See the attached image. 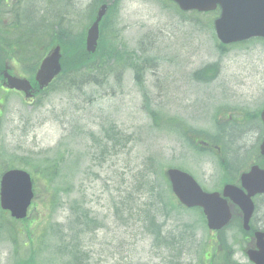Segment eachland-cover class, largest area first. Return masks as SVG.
<instances>
[{
    "label": "rangeland",
    "instance_id": "obj_1",
    "mask_svg": "<svg viewBox=\"0 0 264 264\" xmlns=\"http://www.w3.org/2000/svg\"><path fill=\"white\" fill-rule=\"evenodd\" d=\"M93 2L17 0L6 17L25 22L28 13L26 26L48 30L38 56L59 43L73 57L79 45L50 37L64 31L66 39H82ZM217 12L181 14L165 0H118L101 27L117 46L102 45L93 62L103 69L70 85L62 80L32 103L8 96L0 112V175L9 168L37 174L28 218L20 224L0 211V264H209L215 250L218 263L249 264L229 238L220 248L210 244L163 175L185 170L209 189L212 159H197L184 135L207 132L223 107H264V41L221 46Z\"/></svg>",
    "mask_w": 264,
    "mask_h": 264
},
{
    "label": "water",
    "instance_id": "obj_2",
    "mask_svg": "<svg viewBox=\"0 0 264 264\" xmlns=\"http://www.w3.org/2000/svg\"><path fill=\"white\" fill-rule=\"evenodd\" d=\"M183 11L196 10L208 12L221 8V15L214 22V28L219 41L224 44L246 41L251 38H264V0H171ZM106 13V7L102 6L96 15L95 21L87 31L85 39L86 52L93 54L96 50L99 36V23ZM59 47L42 62L36 80L40 89L47 86L51 80L59 74ZM10 89H17L26 93L29 97L31 87L28 82L10 79ZM264 123V112L261 114ZM166 176L171 184V190L181 205L187 208L198 207L203 210L208 228H218L228 218L225 204L216 194L204 193L196 182L187 174L178 170L170 169ZM253 191H261L254 187ZM231 187L224 189V196H230L235 203L243 207L248 218L252 211L251 203ZM31 182L29 176L22 171H10L5 173L0 181V207L8 211L11 217L23 219L32 200ZM223 207V213L219 211ZM254 264H264V250L260 253L249 255Z\"/></svg>",
    "mask_w": 264,
    "mask_h": 264
},
{
    "label": "flooded vegetation",
    "instance_id": "obj_3",
    "mask_svg": "<svg viewBox=\"0 0 264 264\" xmlns=\"http://www.w3.org/2000/svg\"><path fill=\"white\" fill-rule=\"evenodd\" d=\"M259 112H249L243 108L226 107L225 112L209 118L207 132L194 137V143L201 152V159L211 167V174L204 177L210 183V192L222 198L225 186H231L246 193L242 177L254 172L252 182H263L264 174V125ZM226 202L230 219L219 231H208L217 248L223 246L222 238H229L240 252L257 250V240L264 243V194L251 198L253 213L247 224L244 214L229 198ZM200 213V211H198ZM247 227V229H244ZM237 237V241L233 240Z\"/></svg>",
    "mask_w": 264,
    "mask_h": 264
},
{
    "label": "trees",
    "instance_id": "obj_4",
    "mask_svg": "<svg viewBox=\"0 0 264 264\" xmlns=\"http://www.w3.org/2000/svg\"><path fill=\"white\" fill-rule=\"evenodd\" d=\"M107 0H99L100 4L105 3ZM118 0H115V2H113V4L111 6H109L108 8V12L105 16V18L103 19L102 24H106L107 21H109L110 19V13L111 11L115 8V4ZM18 27H15V30H17ZM102 36V34H101ZM52 37V36H51ZM54 40L58 41V42H63L65 45H74L76 47V45L80 46V50L78 52V54L76 56H69L67 55L65 52H63V56H62V66H63V74H62V78L64 76L68 78H71L73 76L79 77L80 74L84 73V74H91L94 73V71H97L98 69H103L104 68V62L100 63L98 66L94 65V59L97 57V55H99V53L101 52V46H105V47H115L117 46L115 37L112 41H106L104 39V37H102L99 41V46H98V50L97 52L93 55L90 56V58H88L89 56L85 54L84 52V48H83V38L76 41L75 40H70V39H66L65 36H63V32L61 31L60 34H57L53 37ZM22 41L21 38L18 39V42ZM12 48V46L10 45V43L7 41V39H5L4 37H0V60H2L3 56H7L8 55V50ZM77 49V47H76ZM112 52H114V50H111ZM41 58V56H40ZM39 58V59H40ZM132 59V55L130 60ZM39 61V60H38ZM212 69V71L215 69L214 65L208 66ZM78 74V76H77ZM149 222L151 225H154L156 223L154 216H151V219H149ZM77 259H73V261H75L74 263L78 262V255L76 256ZM70 264V263H68Z\"/></svg>",
    "mask_w": 264,
    "mask_h": 264
}]
</instances>
